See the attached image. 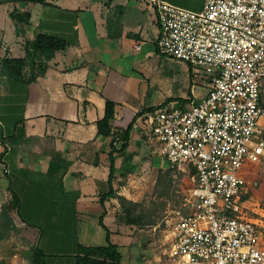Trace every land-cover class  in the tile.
Returning a JSON list of instances; mask_svg holds the SVG:
<instances>
[{
  "label": "crops",
  "instance_id": "1",
  "mask_svg": "<svg viewBox=\"0 0 264 264\" xmlns=\"http://www.w3.org/2000/svg\"><path fill=\"white\" fill-rule=\"evenodd\" d=\"M165 1L196 12L204 2ZM39 34L63 40L67 49L57 52L46 75L35 81ZM158 38L157 11L146 0L0 4V63L23 61L18 79L0 73V160L16 188L1 187L0 174V206L13 194L21 205L13 214L15 230L0 242V264H30L34 248L43 251L46 264H75L81 246L105 244L101 217L122 264L162 262L149 248L151 235L128 225L116 199L100 202L110 192L111 157L113 189L130 201L137 202L130 193L136 174L147 170L145 179L152 173L144 117L172 98L168 91L164 101L153 102L150 76L160 56ZM107 100L116 104L110 137L99 135L97 128ZM131 124L127 148L120 151L118 135ZM64 245L69 253L54 255Z\"/></svg>",
  "mask_w": 264,
  "mask_h": 264
},
{
  "label": "built area",
  "instance_id": "2",
  "mask_svg": "<svg viewBox=\"0 0 264 264\" xmlns=\"http://www.w3.org/2000/svg\"><path fill=\"white\" fill-rule=\"evenodd\" d=\"M146 1L157 11L159 55L208 89L200 102L144 117L153 152L191 182L160 222L164 261L264 264V224L250 217L246 181L264 160V0H204L198 12Z\"/></svg>",
  "mask_w": 264,
  "mask_h": 264
},
{
  "label": "rangeland",
  "instance_id": "3",
  "mask_svg": "<svg viewBox=\"0 0 264 264\" xmlns=\"http://www.w3.org/2000/svg\"><path fill=\"white\" fill-rule=\"evenodd\" d=\"M154 61L155 71L150 76L152 84H155V89L151 87V92L154 95L153 102L158 100L164 101V96L170 93L172 99L176 100L174 102H176L175 104L177 106L181 104L178 102L179 99H183L184 97L187 101L186 103L189 105L191 99L192 101L197 100V102H200L208 94V89L203 85L204 80L192 75L188 67L184 64L162 56L155 58ZM193 88L194 96L198 99L193 97ZM154 92H156V94ZM152 153L153 154L149 156V164L150 168H152V173L150 171L145 179H142V177L147 173V170L143 174L137 173L136 177L133 179L137 184H133L130 193L131 195H135L136 203L140 204L138 212L143 211L148 219L155 222V226L139 227V229L151 235L149 248L153 249L156 254L161 256L162 262L159 264H166L162 254V244L160 242L162 239V232L160 231L159 225L168 213L179 210L182 197L184 193L191 188V182L188 175L189 171L183 172L180 169L172 170L164 157L153 152V150ZM7 172L8 170L5 168V165L0 162V174L2 177L1 187L9 191L13 188L16 190L15 185L13 186V177L8 175ZM34 180L40 181L36 176ZM246 181L249 191L248 207L250 217L258 219L264 224V160L262 163L253 166V169L250 170L246 176ZM40 182L43 183V181ZM125 184H128L127 181ZM143 184L144 188H142ZM3 202L1 195L0 204ZM19 208H21V205H19ZM25 209L26 207L21 210L22 214L27 212ZM40 228L48 229V227ZM151 249L149 250L150 253L153 252ZM53 252L54 255H67L69 249L64 245L60 247V249L53 250Z\"/></svg>",
  "mask_w": 264,
  "mask_h": 264
},
{
  "label": "trees",
  "instance_id": "4",
  "mask_svg": "<svg viewBox=\"0 0 264 264\" xmlns=\"http://www.w3.org/2000/svg\"><path fill=\"white\" fill-rule=\"evenodd\" d=\"M8 2H32V3H45L46 0H3L0 1V4H5ZM29 21V18L27 19ZM34 48L37 53L38 65H37V74L35 81L39 77L46 75L48 70V63L55 57V54L60 51L67 49V44L58 38L46 35L39 34L34 40ZM23 68V61L21 60H3L0 63V73L2 76L18 79ZM176 100L170 98L167 99L164 104L159 107L151 108L149 111L153 112L163 107H166L168 104ZM181 105L186 104V100L179 99ZM115 107L116 104L110 100L106 101V111L105 116L102 120L97 122V128L99 135L110 137L112 135V127L110 122L114 119L115 116ZM145 112H141L137 115L136 118L140 117ZM133 124L129 128L123 131L119 136V140L123 142V145L120 151H124L127 148V144L130 138V133L132 131ZM12 147V146H11ZM110 192L100 198V202L103 204L107 198L116 199L124 214L127 217V223L131 226H137L140 228L155 226V222L147 218L146 214L143 211L138 212L140 207L139 203L130 201L124 196L117 195L112 186V178L114 176V162L112 157L110 158ZM20 199L18 195L13 194V199L10 200L6 205H3L0 215V242L11 232L15 230V222L13 214L19 212ZM100 226L105 231V244L102 246H93V247H84L79 248V255L76 258L75 264H122L121 254L118 250V246L111 242L110 232L107 227L103 224V218L100 219ZM30 264H46L45 254L41 249L34 248L31 251L29 257Z\"/></svg>",
  "mask_w": 264,
  "mask_h": 264
},
{
  "label": "water",
  "instance_id": "5",
  "mask_svg": "<svg viewBox=\"0 0 264 264\" xmlns=\"http://www.w3.org/2000/svg\"><path fill=\"white\" fill-rule=\"evenodd\" d=\"M1 163H3L2 159L0 160Z\"/></svg>",
  "mask_w": 264,
  "mask_h": 264
}]
</instances>
